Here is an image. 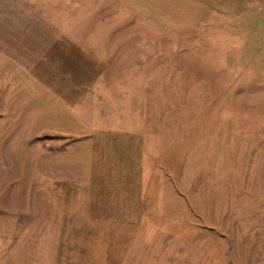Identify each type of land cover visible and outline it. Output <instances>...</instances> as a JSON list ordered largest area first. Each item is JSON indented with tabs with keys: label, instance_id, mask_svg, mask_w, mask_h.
<instances>
[{
	"label": "rangeland",
	"instance_id": "374dc122",
	"mask_svg": "<svg viewBox=\"0 0 264 264\" xmlns=\"http://www.w3.org/2000/svg\"><path fill=\"white\" fill-rule=\"evenodd\" d=\"M0 264H264V0H0Z\"/></svg>",
	"mask_w": 264,
	"mask_h": 264
}]
</instances>
